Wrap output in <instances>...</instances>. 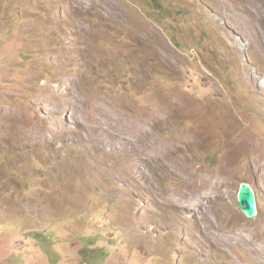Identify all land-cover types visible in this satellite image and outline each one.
<instances>
[{"label": "rangeland", "instance_id": "1", "mask_svg": "<svg viewBox=\"0 0 264 264\" xmlns=\"http://www.w3.org/2000/svg\"><path fill=\"white\" fill-rule=\"evenodd\" d=\"M262 44L264 0H0V264H264V148L228 151L264 140ZM218 175L209 222L153 192Z\"/></svg>", "mask_w": 264, "mask_h": 264}, {"label": "bare ground", "instance_id": "2", "mask_svg": "<svg viewBox=\"0 0 264 264\" xmlns=\"http://www.w3.org/2000/svg\"><path fill=\"white\" fill-rule=\"evenodd\" d=\"M116 11H117L119 16H122V13L120 11H118V10H116ZM150 32L152 33V31H150ZM145 35H149L148 32ZM263 46H264V44H262L261 47H263ZM10 112H6L4 110V115L10 117V115H9ZM107 115H108V113H107ZM174 115H176V114L174 113ZM123 124H125V123H123ZM136 125L139 128L138 132L141 133L142 124L139 122V123H135L134 126H136ZM32 128H33V126L30 127L28 130H31ZM241 132H239L238 136L235 134L237 136L236 141H235V143L237 145L233 146L232 149L228 150V151H230L229 155L236 153L239 156V155H241V153L243 154L245 152L244 150H251V149H258L259 150V149H263L264 148V140L252 139V140L249 141V140H247L248 139L247 137H245V139H243L241 137ZM192 137L195 138V139H198V138L202 139L203 138L201 135L196 134V132L193 134ZM249 137H252V136L249 135ZM109 138H111L112 140H116V141L122 142L125 147L129 146L131 148V151H136L140 161L145 162V160H148V159L144 160V158H143L144 154H142L144 152L140 151V149H138V147H137V145L140 142H142V141L141 140H134V139H131L130 137H127V134L125 133L124 130L109 134ZM189 148L186 147L187 152L189 151ZM173 151H174V149H173ZM233 157H231V160L233 159ZM259 158H260V161H261L260 168L264 169V150L262 152V157L260 156ZM184 159H186V157ZM163 167L166 168V166H164V165H163ZM137 171H138V173L141 176L145 173L144 170L141 169V166L138 167ZM216 173L219 174V172H216ZM217 178H221V180H219V181L218 180H216V181L211 180V182L206 183L207 185L205 187H204L205 184L203 186H201V187H199L200 185L199 186L197 185L198 186L197 199L189 198L187 196V193L185 191H181V190L179 192H176V193H173V194H170V195H163V196L159 192V189H155V190L153 189V192L158 197H160V199H158V205L159 206H170V207L175 208L177 210H182L185 213L189 212L191 215H193L194 218H196V220H197L196 222H198V223L201 220H206L205 222H209L211 220H210L208 214L205 212L207 210V208H208L207 204H209V203L212 204L214 202L225 203V195H221V193L212 194V193H214V192H216V191H218L220 189H223L226 186V182L224 180H222V177L220 175H218ZM146 180L148 181V179H146ZM187 185L190 186L191 183H187ZM200 215H201V217H200ZM231 238H233V237H231ZM243 238H245V237H243ZM241 240H243V242H246V240H244L242 238H241ZM260 240H263V238L260 237ZM258 244H260V245L258 247H256L257 253L258 254H264V240L258 242Z\"/></svg>", "mask_w": 264, "mask_h": 264}, {"label": "water", "instance_id": "3", "mask_svg": "<svg viewBox=\"0 0 264 264\" xmlns=\"http://www.w3.org/2000/svg\"><path fill=\"white\" fill-rule=\"evenodd\" d=\"M237 199L241 211L248 219H255L258 216L256 195L249 184L240 185Z\"/></svg>", "mask_w": 264, "mask_h": 264}, {"label": "clouds", "instance_id": "4", "mask_svg": "<svg viewBox=\"0 0 264 264\" xmlns=\"http://www.w3.org/2000/svg\"><path fill=\"white\" fill-rule=\"evenodd\" d=\"M251 186V185H250ZM252 187V186H251ZM253 191L255 192V195H256V202H257V211H258V214H259V208H258V201H257V194H256V191L254 190V188L252 187Z\"/></svg>", "mask_w": 264, "mask_h": 264}]
</instances>
